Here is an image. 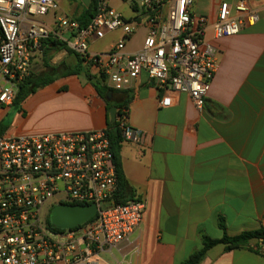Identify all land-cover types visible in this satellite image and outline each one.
Returning <instances> with one entry per match:
<instances>
[{"label":"crops","instance_id":"obj_1","mask_svg":"<svg viewBox=\"0 0 264 264\" xmlns=\"http://www.w3.org/2000/svg\"><path fill=\"white\" fill-rule=\"evenodd\" d=\"M61 16L75 19L92 0H56ZM127 20L141 26L126 43L127 53L141 50L147 36L142 0H108ZM195 0L190 15L203 39L217 51L218 67L204 108L188 94L163 91L143 73L125 90L132 95L126 123L139 135L122 144L121 165L135 196L145 201L141 226L131 237L99 254L101 264H182L203 248L202 235L220 240L264 228V0H250L259 15L240 34L215 40L214 25L222 3ZM166 10H163V15ZM109 37L108 52L121 31L90 44L92 53ZM62 53L59 62H53ZM38 54L37 56H40ZM42 56V55H41ZM65 52L51 64H71ZM90 73L99 75L95 66ZM121 100L122 92L112 93ZM169 96L172 103L161 107ZM0 111L6 135L106 130L108 110L82 76L56 79L26 98L14 115ZM11 117H13L11 121ZM224 219L225 231L219 226ZM201 264H264L251 248H211Z\"/></svg>","mask_w":264,"mask_h":264},{"label":"built area","instance_id":"obj_2","mask_svg":"<svg viewBox=\"0 0 264 264\" xmlns=\"http://www.w3.org/2000/svg\"><path fill=\"white\" fill-rule=\"evenodd\" d=\"M129 2L132 0H120ZM195 0H142L147 36L141 50L126 52V43L140 28L108 0H96V15L85 27L57 17L56 0H0V111L14 105L20 86L31 75L34 58L45 41L67 48L95 66L115 91H125L145 73L157 89L188 94L202 110L218 67L217 51L203 39L190 8ZM163 10L166 14L163 15ZM53 13L54 22L38 21ZM259 20L250 0L222 3L214 25L215 40L240 34ZM121 38L108 52L92 53L90 44L108 33ZM172 99L164 96L161 107ZM126 139L137 141L121 122ZM116 167L106 130L46 134H0V264H101L99 254L113 248L139 229L145 201L134 196L116 204ZM58 205H96L95 218L61 230L50 224L44 209L53 198ZM251 249L264 257V240Z\"/></svg>","mask_w":264,"mask_h":264},{"label":"trees","instance_id":"obj_3","mask_svg":"<svg viewBox=\"0 0 264 264\" xmlns=\"http://www.w3.org/2000/svg\"><path fill=\"white\" fill-rule=\"evenodd\" d=\"M96 15V0H92V4L86 10H84L79 16L75 17L81 27L88 25ZM66 52L67 57L72 60L71 64L62 61L58 64H51V60L56 53ZM42 71L39 73L31 72V75L20 86L19 93L15 99L14 105H20L26 98L34 94L39 88L46 87L52 84L56 79L60 77L68 76H82L84 77L96 90L98 96L106 102L108 110V123L106 133L111 143V149L113 152V160L116 167V174L118 179V188L114 197L116 204H126L132 200L135 196L133 189L128 184L121 165V150L122 144L126 141L124 131L121 128V122L124 117L128 116L129 104L132 99V95L129 91H115L108 87L106 77L104 74L94 76L90 73L91 63L87 62L78 54L72 52L67 48V45L62 42L47 40L42 47ZM116 94L122 92L124 97L121 100H117L115 96L111 100H108L109 93ZM112 107L117 108V120L112 123L109 118V110ZM117 129V131H115ZM0 134H4V129L0 124ZM50 223V220L48 221ZM51 224V223H50ZM220 228L225 231V222L223 218L219 220ZM203 248L199 251L193 252L190 257L182 264H201L206 257L207 252L217 245H224L227 250L251 248V244L258 240H264V228L253 231L244 232L237 236H228L224 234L220 240L211 239L206 235H202Z\"/></svg>","mask_w":264,"mask_h":264},{"label":"water","instance_id":"obj_4","mask_svg":"<svg viewBox=\"0 0 264 264\" xmlns=\"http://www.w3.org/2000/svg\"><path fill=\"white\" fill-rule=\"evenodd\" d=\"M112 99V93L108 95V100ZM109 118L112 123L117 120V108L109 110ZM117 131V129H115ZM98 208L96 205H58L54 207L49 216L50 223L61 230H69L84 225L96 217Z\"/></svg>","mask_w":264,"mask_h":264},{"label":"rangeland","instance_id":"obj_5","mask_svg":"<svg viewBox=\"0 0 264 264\" xmlns=\"http://www.w3.org/2000/svg\"><path fill=\"white\" fill-rule=\"evenodd\" d=\"M61 16L60 12L58 13L57 17ZM38 21H41V22H46V23H50V22H54V19H55V15L53 13H50L49 15L45 16V17H37L36 18ZM111 41V39L109 37H107L98 47H97V50L99 52H103L105 50H107V46L109 44V42ZM59 57H62V53L59 54V55H56L53 59V62H59ZM64 58L67 57V53L65 52V56H63ZM42 64H43V61H42V56H36L33 60V64H32V71L33 73H39L42 71ZM13 109V112H14V115H16L18 112H19V106H14L12 107ZM13 117H11V121H12ZM58 198L55 197L53 199H51L49 201V203L47 204V206L45 207L44 209V214L45 216L49 215V212H50V207L51 205H58Z\"/></svg>","mask_w":264,"mask_h":264}]
</instances>
